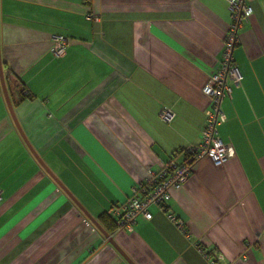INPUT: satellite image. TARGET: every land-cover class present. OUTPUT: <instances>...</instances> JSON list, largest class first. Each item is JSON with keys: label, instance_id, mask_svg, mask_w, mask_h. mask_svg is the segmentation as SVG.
<instances>
[{"label": "crops", "instance_id": "crops-1", "mask_svg": "<svg viewBox=\"0 0 264 264\" xmlns=\"http://www.w3.org/2000/svg\"><path fill=\"white\" fill-rule=\"evenodd\" d=\"M252 7L217 126L232 152L222 165L202 156L150 219L110 232L136 264H210L202 248L264 264V0ZM229 19L227 0H0L1 60L29 94L15 116L92 216L200 140ZM57 34L69 42L55 56ZM0 189V264H129L30 152L2 93Z\"/></svg>", "mask_w": 264, "mask_h": 264}, {"label": "built area", "instance_id": "built-area-1", "mask_svg": "<svg viewBox=\"0 0 264 264\" xmlns=\"http://www.w3.org/2000/svg\"><path fill=\"white\" fill-rule=\"evenodd\" d=\"M253 1L255 0H227L230 19L222 40L218 66L202 86V91L209 98V105L205 110V123L201 128L200 140L174 150L159 169L147 168L145 180L133 186L132 193L126 201L121 205L112 204L106 208L105 212L113 218L116 230L130 228L138 216L150 219L152 216L150 207L164 206L171 198V190L182 186L191 172L193 163L202 156H208L215 165H222L229 158L232 145L219 137L217 126L226 119L221 109V100L231 95L232 86L241 83L242 74L233 59L232 49L239 42V28L243 22L248 21L253 11ZM68 42L67 36L54 35L52 54L58 56ZM159 115L163 120L170 121L174 117V111L162 106ZM168 216L182 227L181 219L172 211H168ZM182 229L187 232L186 228ZM202 252L210 264H223L217 258V249L202 248Z\"/></svg>", "mask_w": 264, "mask_h": 264}, {"label": "water", "instance_id": "water-1", "mask_svg": "<svg viewBox=\"0 0 264 264\" xmlns=\"http://www.w3.org/2000/svg\"><path fill=\"white\" fill-rule=\"evenodd\" d=\"M0 88L1 92L3 94L4 100L6 102L7 108L9 110V113L20 133L23 140L25 141L26 145L28 146L30 152L33 154V156L36 158V160L39 162V164L42 166V168L55 180V182L64 190V192L76 203V205L79 207V209L89 218L91 223L107 238L108 242H110L116 250L127 260L129 264H136L130 256L122 249V247L114 240L112 235L106 231L103 226L99 223L97 218L92 216L86 208L80 202L75 198V196L72 194V192L62 183V181L52 172V170L46 165V163L43 161V159L40 157L38 152L34 149V147L31 145L27 137L25 136L16 116L14 113L13 105L10 100L7 87L5 84L3 69H2V63H1V55H0Z\"/></svg>", "mask_w": 264, "mask_h": 264}, {"label": "trees", "instance_id": "trees-1", "mask_svg": "<svg viewBox=\"0 0 264 264\" xmlns=\"http://www.w3.org/2000/svg\"><path fill=\"white\" fill-rule=\"evenodd\" d=\"M1 63H2V69H3L7 91L12 104L15 105L18 101L25 98L29 94L28 92L24 93L25 86L18 78V76L9 69V67L3 60H1ZM0 93H2L1 88H0ZM97 220L103 226V228L109 233L114 231L115 229L114 220L105 211H103L97 216Z\"/></svg>", "mask_w": 264, "mask_h": 264}]
</instances>
